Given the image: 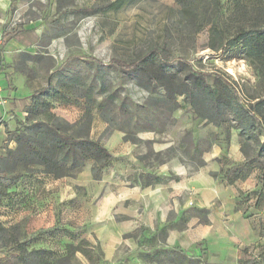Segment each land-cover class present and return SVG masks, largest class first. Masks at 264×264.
<instances>
[{"label":"rangeland","instance_id":"1","mask_svg":"<svg viewBox=\"0 0 264 264\" xmlns=\"http://www.w3.org/2000/svg\"><path fill=\"white\" fill-rule=\"evenodd\" d=\"M220 1L228 10L229 0ZM206 14L203 0L184 8L173 0H0V88L7 91L0 101V158L16 147L13 139L25 131L23 124L38 120L35 108L41 104L68 123L78 121L85 110L92 119L99 115L107 128L101 139L113 129L132 139L154 130L158 140L168 138L173 145L162 156L150 151L149 142L135 139L146 149V157L157 162L182 157L191 171L212 144L225 152L229 138H239L241 147L247 145L240 147L243 160L221 162L217 180L235 185L237 207L256 232L251 244L255 258L250 261L264 264V123L258 121L251 135H243L233 111L223 103L217 111L198 99L192 108L180 94L167 101L164 89L147 90L143 75L122 71L114 63H130L148 49H158L167 72L181 79L201 76L218 103L227 99L232 108L248 109L251 97L263 93L256 73L236 49L207 48ZM40 90L44 94L34 96ZM174 100L179 109L172 110ZM12 171L7 178L13 185L8 188L0 178V228L11 229L28 251H43L40 264L66 258L67 243L78 250L68 264H109L82 226L68 225L75 217L66 204L57 203L53 192L45 196L42 176L25 173L21 165ZM67 230L73 239L66 236ZM139 234L132 235L134 242ZM149 235L144 241L152 244ZM1 237L0 232V264H14L7 256L17 251L6 248ZM134 252L121 248V264L140 259L145 264H180L179 255L169 249L151 253V258Z\"/></svg>","mask_w":264,"mask_h":264},{"label":"crops","instance_id":"2","mask_svg":"<svg viewBox=\"0 0 264 264\" xmlns=\"http://www.w3.org/2000/svg\"><path fill=\"white\" fill-rule=\"evenodd\" d=\"M106 129L100 116H94L89 137L112 156L106 166L85 160L71 177L55 180L40 175L45 196L53 192L57 203L66 204L72 219H77L68 225L82 226L105 262H125L120 249L126 248L146 258L175 249L198 264H256L250 261L255 258L251 244L256 232L237 207L235 185L217 180L221 162L243 160L239 138L230 137L225 152L212 144L191 171L182 157L149 160L142 145L124 139L123 130L113 129L101 139ZM145 132L134 138L149 142L153 153L164 156L173 145L168 138L158 140L154 130ZM136 232L138 244L131 238ZM149 234L152 244L144 241ZM129 264L145 263L140 259Z\"/></svg>","mask_w":264,"mask_h":264},{"label":"trees","instance_id":"3","mask_svg":"<svg viewBox=\"0 0 264 264\" xmlns=\"http://www.w3.org/2000/svg\"><path fill=\"white\" fill-rule=\"evenodd\" d=\"M173 1L178 8H184L189 7L196 0ZM203 1L207 6L204 24L209 25L207 48L213 52H219L223 48L236 49L242 55V59L256 73L257 86L263 89L261 95L251 97L248 109H243L239 105L232 108L231 101L227 99L218 103V96L210 87L206 86L201 76L192 74V76L181 79L170 74L166 71L164 63L162 64V54L158 49L150 48L147 52L139 54L130 63L122 61L114 63L122 71L143 75L146 78L147 90L164 89V97L167 101L173 100L172 95L180 94L186 98L187 104L192 108L196 107L195 99H198L202 103H212L213 109L217 111H219V105L223 103L225 107L233 111L241 134L251 135L256 129L255 124L258 121L264 123V0H229V8L226 11L222 9L220 0ZM224 83L227 85L226 82ZM44 92L45 90L37 91L34 96L43 95ZM175 109H179V106L174 100L172 110ZM35 110L37 111L36 115L39 116L38 120L30 122L28 125L23 124L22 127L25 131L13 139L16 147L9 149L4 159L0 158V178L5 188L13 185V182L7 177L8 173L13 172L12 170L17 165H21L27 174L45 175L57 180L71 177L72 171L79 168L85 160L95 161V165L98 167L108 164L112 156L100 141L91 140L89 137L92 123V114L89 110L83 111L78 121L74 123H68L52 114L45 105L36 106ZM124 139L135 142V139L130 138L127 134ZM245 147L247 145L244 144L241 147L242 150ZM260 148L264 149V143L260 145ZM4 167H8V171H5ZM249 167L252 169L251 166ZM241 178H246V175ZM263 178L264 173L261 176V179ZM230 181L232 182V180ZM0 232L5 247L17 251L16 254L7 256L9 260L11 259L14 264H40L38 258L43 251H28L26 246L13 236L11 229L0 228ZM67 235L69 239L74 238L71 231L67 230ZM65 250L68 256L61 258L56 264H68L74 254L78 252L71 243H67ZM172 251L179 255L180 264H198L179 250ZM99 255H101L100 250Z\"/></svg>","mask_w":264,"mask_h":264},{"label":"built area","instance_id":"4","mask_svg":"<svg viewBox=\"0 0 264 264\" xmlns=\"http://www.w3.org/2000/svg\"><path fill=\"white\" fill-rule=\"evenodd\" d=\"M9 95L11 98H15V96H16L12 91L9 92ZM6 96H7V91L5 92L4 89L0 88V101H1V99L5 98Z\"/></svg>","mask_w":264,"mask_h":264}]
</instances>
